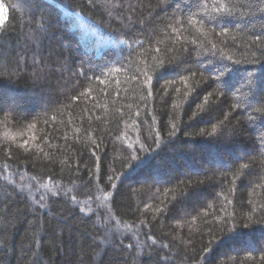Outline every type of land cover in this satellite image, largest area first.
Returning <instances> with one entry per match:
<instances>
[{
  "label": "trees",
  "instance_id": "1",
  "mask_svg": "<svg viewBox=\"0 0 264 264\" xmlns=\"http://www.w3.org/2000/svg\"><path fill=\"white\" fill-rule=\"evenodd\" d=\"M0 17V264H264V0Z\"/></svg>",
  "mask_w": 264,
  "mask_h": 264
},
{
  "label": "snow or ice",
  "instance_id": "2",
  "mask_svg": "<svg viewBox=\"0 0 264 264\" xmlns=\"http://www.w3.org/2000/svg\"><path fill=\"white\" fill-rule=\"evenodd\" d=\"M3 24H4V19L2 17H0V26H3ZM227 67L228 66L225 65V69H227ZM218 79H221L222 80L221 77H218ZM149 82H151V77H149ZM157 143H161V141L157 140ZM245 227H247V225H245ZM239 234H240V230L239 229H235L231 233L226 234V236L224 237V239L233 240V239H236L239 236ZM206 251H207V249H206Z\"/></svg>",
  "mask_w": 264,
  "mask_h": 264
}]
</instances>
